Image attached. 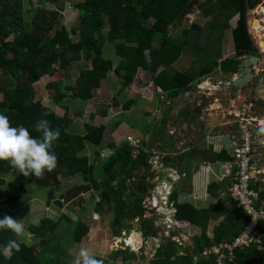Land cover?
<instances>
[{
  "label": "trees",
  "instance_id": "16d2710c",
  "mask_svg": "<svg viewBox=\"0 0 264 264\" xmlns=\"http://www.w3.org/2000/svg\"><path fill=\"white\" fill-rule=\"evenodd\" d=\"M259 1L204 0L197 4L196 9L201 17L210 16L206 23H192L188 30L182 29L178 35L173 36L167 35L165 29L174 18H179L178 23L181 22L185 8L192 0H78L72 6L78 11L79 28L76 31L72 29L71 33L78 32L80 39L73 43L65 27L59 25V9L47 11L36 8L33 10L34 14L27 17L24 15L21 0H0V112L8 116L11 126H23L33 136L39 135L34 129L35 122L39 119L49 121L51 128L60 130V136L50 149L57 157L56 167L41 177H24L17 172L14 179L7 183L5 202L16 203L35 187L45 192V205L49 206L55 199L58 177L73 176L81 172L85 176L83 180L98 190L100 199L93 206L95 212L99 211L102 215L101 205L111 206L112 234L119 236L123 224L125 228L132 227L127 222L141 218L144 213L139 193L143 194L146 186L142 182L134 181L131 189L125 192L123 182L133 177L134 170L140 165H147L145 154L139 151L133 158L131 146L111 144L109 148L112 151L105 156L100 171L93 175L94 166H88L86 159L78 157L76 153L83 148L84 141L100 144L104 127L87 126L86 134L81 137L68 133V119L56 115L50 108L34 99L32 84L44 75H53L57 68H67L72 62L78 61L82 54L89 60L90 68L80 70L78 87L69 86L68 89H73V98H92L93 89L101 86L112 69L111 62L102 57L103 45L110 42L115 54L120 57L112 72L120 79L122 86L130 85L137 70L143 69L149 73H157L153 78L155 84L170 98L176 97L190 88L195 79L209 74L217 64L222 35L230 28L229 20L233 16L237 15L236 24L230 31L235 55L221 61V70L233 73L236 71V56L257 51L247 29L246 11L256 6ZM106 25L109 29L104 34L102 31ZM175 27L176 25L172 28ZM154 42L156 46L153 45ZM183 53L193 54L196 66L184 71L172 69L174 62ZM55 64L58 67H54ZM48 86L54 88V98L58 103L64 96L59 92L60 83L55 81ZM130 102L128 99L124 106ZM64 109L66 112L67 106L64 105ZM169 110L170 108L166 109L165 114ZM104 114L105 111L102 112ZM207 152L205 159L208 162L232 160L231 154L225 149L216 152L208 148ZM96 155L100 156V153ZM11 170L15 169L7 161H0L1 184V176ZM224 180L208 183L206 190L212 197L217 198L222 192L223 195L205 207H196L188 202L178 203L179 192L176 189L171 192L168 198L174 209V213H171L173 219L179 225L185 223L197 227L200 234L199 237H193V244L189 248L166 238L158 257L147 264H216L212 255L208 258L202 257L201 250L213 242H229L248 220L244 211L237 208L228 196L230 179L227 177ZM113 181L116 183L112 184ZM184 184L187 187L189 185ZM220 185L224 188L218 191ZM263 197L264 189L259 192V198ZM227 201L228 206H224ZM4 212L5 207L1 206L0 217L5 215ZM12 218L20 221L22 215L16 213ZM210 220H218L212 228L211 239L207 234ZM137 224L144 238L156 234L150 221L141 219ZM25 229L34 240L32 243L27 244L11 238L13 233L10 230L0 229V264H70L65 255L87 235L89 226L79 217L73 220L61 213L55 219L50 216L40 217L37 223H28ZM257 229L262 247L258 249L256 245H250L246 249H236L233 259L230 262L223 260L222 264H264V220L258 222ZM133 230L142 239L139 231L136 228ZM165 232L175 236L182 233V230L171 228L169 231L163 230ZM130 235L132 238V233ZM131 238L128 243H131ZM10 239H16L20 248L19 251H8L9 255L6 256L3 246ZM118 256L120 261L127 264H132V260L136 258V254L128 248L115 249L110 254L114 259ZM196 256L198 258L194 260Z\"/></svg>",
  "mask_w": 264,
  "mask_h": 264
},
{
  "label": "rangeland",
  "instance_id": "374dc122",
  "mask_svg": "<svg viewBox=\"0 0 264 264\" xmlns=\"http://www.w3.org/2000/svg\"><path fill=\"white\" fill-rule=\"evenodd\" d=\"M76 1L78 0H63L62 2L21 0L24 15L27 17H31L36 8H43L47 11L59 9V25L65 27L73 43L80 39L78 32L71 33L72 29L76 31L79 28L78 11L72 6V3ZM202 1L204 0H192V6L186 13L183 12L181 22L177 23L175 28L167 26V35L176 36L182 29L188 30L189 26L195 22L203 25V22H206L210 16L202 18L196 9L197 4ZM263 7L264 0L262 4L249 9L246 14L247 29L257 49L256 52L249 54H255L261 59L260 63L256 64L257 76L247 88L227 92L226 85H219V82L228 84L233 77L232 73H224L221 70L220 63L235 55L230 31L236 24L237 15L230 20L232 21L229 23L230 28H227L222 35L217 64L212 67L209 74L195 79L190 88L180 92L176 97L170 98L155 84L153 78L157 73H149L143 69L137 70L130 85L122 86L120 79L112 72L120 57L116 56L113 44L110 42H105L103 45L102 56L106 60L113 61L112 69L107 73L105 87L93 89L92 98L88 100L79 97L73 98L71 94L73 89H68L69 86L78 87L80 70L90 67L89 60L82 54L78 61L72 62L67 68H57L53 75H44L32 84L35 91L34 99L39 100L42 105L50 108L56 115L65 116L68 119L66 127L68 133H83L87 123L99 122L107 125L108 145H105L101 151L84 148L76 153L78 157L86 159L88 166H94L93 175L96 171H100L99 168L105 159V157H101V154L97 156L96 153H101L103 150L105 152L106 147L110 150H106V152L110 153L112 150L109 145L114 142L118 143L115 145L122 147L131 146L133 158L139 150L145 154L147 165H140L134 170L133 177L131 176L123 182L126 187L125 192L131 189V184L134 181L142 182L146 186L143 194L139 193L142 198L143 215L141 218H135L127 223L130 222V225L138 230L137 222L141 219L148 220L156 234L142 239L136 232L132 235L131 239L135 238L136 241L142 243L140 249L133 248L136 258L132 260V264H147L151 259L158 257L159 250L167 240L165 235L179 241L186 248L192 246V237H199L200 234L197 227L180 226L182 233L172 236L167 232L164 235L163 230L175 229L178 226L170 219L169 210L165 206L164 194L168 193L169 189L175 188L179 192L178 203L191 202L196 205L200 202L201 207H205L221 197L223 192L217 198L212 197L206 190L207 185L210 181H225L227 169L231 164L230 161H206L208 148L216 152L225 149L228 153L234 154L233 148L237 144V138L236 134H231L235 128L232 121V110L239 109L247 112L255 117V123L258 120L262 122L264 119V46H260L261 43H264V30H261L257 25L259 19L256 17V11ZM31 10L32 12H30ZM27 25L31 28L29 24ZM108 29L109 27L106 25L102 33L105 34ZM153 45L156 46V43L154 42ZM146 56L149 58L147 52ZM193 56L190 53L181 54L178 61L172 65V69L184 71L196 66ZM54 67H58V64H55ZM55 81L60 83L59 92L64 95L58 103L54 98L56 96L54 88L48 86L49 83ZM128 99L131 102L125 107L124 104ZM64 105L67 106L66 112ZM170 107L171 110L165 114V110ZM103 111H105L104 115H102ZM92 114L94 116H91ZM250 127L253 128L254 124L251 123ZM257 160L259 165L264 166L263 151L259 153ZM261 171L264 172V170ZM80 173L68 179L60 178L55 199L51 205L46 206L45 192L35 187H32L29 194L18 199L16 203L5 202L4 192L7 183L17 175L16 170H11L1 176L3 183H0V207L4 206V214L11 217H14L16 213H21L20 222L25 228L28 223H37L40 217L50 216L55 219L61 213L73 220L79 217L86 222L89 226L87 235L78 245L74 244L65 255L70 264H73L74 260L78 258L81 248H86L90 254L103 259L107 264H127V262L120 261V256L115 259L110 257L111 252L120 249L121 246L114 240L115 236L112 234L110 221L113 218V211L111 206L102 204V215L99 214V211L95 212L93 206L100 199L98 190L90 187V183L83 180L85 179L84 174ZM114 183L116 181H113L112 184ZM184 183H188V187ZM75 185L77 187H74ZM223 188L224 186L220 185L218 191ZM77 194L80 196L78 195L74 199ZM262 207L264 208V197ZM217 222L218 220L212 221V225L208 229L209 233H212L211 228ZM10 236L27 244L34 241L27 229L18 237L13 234ZM3 253L6 256L9 255L6 250H3ZM197 258V256L194 257V260Z\"/></svg>",
  "mask_w": 264,
  "mask_h": 264
},
{
  "label": "built area",
  "instance_id": "2783aa9c",
  "mask_svg": "<svg viewBox=\"0 0 264 264\" xmlns=\"http://www.w3.org/2000/svg\"><path fill=\"white\" fill-rule=\"evenodd\" d=\"M231 115L233 124H235L231 134H236L237 144L233 148L234 154H231V165L227 169L226 176L231 180L228 192L231 201L241 207L249 220L244 229L229 242L224 240L207 247L204 246L201 256L207 258L214 255L218 264L224 258L231 260L235 249H244L250 245L260 247L261 242L256 231V225L258 221L264 220L263 199L259 198L261 188H258L257 185V183L264 182V172L261 171L264 170V166L259 165L257 160L259 153L264 152V119L262 122L258 120L255 123L254 116L239 109L232 110ZM251 123L254 124L253 128L250 127ZM121 235H125V230L121 232ZM121 239L124 240L123 237ZM114 240L118 244L121 242L117 238ZM175 241L182 244L177 240ZM123 242L121 248L127 246V242L125 240Z\"/></svg>",
  "mask_w": 264,
  "mask_h": 264
},
{
  "label": "clouds",
  "instance_id": "9594fccd",
  "mask_svg": "<svg viewBox=\"0 0 264 264\" xmlns=\"http://www.w3.org/2000/svg\"><path fill=\"white\" fill-rule=\"evenodd\" d=\"M236 58H237V56H236ZM258 63H260V61ZM254 69H255V72L257 74L258 72L256 71V65L254 66ZM257 70L259 71L261 69H257ZM233 77H234V74H233ZM229 83L226 84V88H225V90L227 92H232V91L238 90V89H232L231 91H228L227 88H228ZM212 85H214V84H212ZM34 129L36 132L39 133L38 136L31 135L29 130L23 126H15V127L11 126L8 116L6 114H4L3 112H0V161H7V163L13 169H15L19 174H22L24 177H28L29 175H31L33 177H41L45 172L51 171L52 169H54L56 167V163H57V157H56L55 153L52 152L50 149L52 147L53 142L56 141L58 139V137L60 136V130L58 128H51L49 126V121H47L45 119L37 120L35 122ZM139 151H138V153H139ZM183 175L185 176L184 173H183ZM226 178H227V176H226ZM218 182H221V181H218ZM262 183L264 184V182H262ZM261 186L264 187V185H261ZM173 190H175V188L169 189V192L164 194L165 206L169 210L170 219H172V222H174L175 224L178 225L176 228H180V226L186 227V226H188L187 224L182 223L183 225L182 224L179 225L178 222H176L171 215L172 212L174 213V209H173V206L171 204L172 202L169 200L168 197L170 196V194ZM261 190H263V188H261ZM227 193L229 196L228 187H227ZM227 203H228V201H227ZM234 204L236 205L237 208L241 209V207L237 206L236 203H234ZM248 220H249V218H248ZM260 221H262V220H260ZM245 224H244V227H245ZM257 225H258V223H257ZM257 225H256V231H257V234L259 236ZM244 227H243V229H244ZM130 228L133 229L136 227H130ZM0 229L10 230L16 236H20L25 232V226L18 219H14L8 215H4L3 217H0ZM123 230H125V235L122 236L120 233L119 236L114 237V238L121 240V242H120L121 246H123V244H124L123 241L124 240L126 241L128 239V234L130 233V232L127 233V228H124ZM166 233L167 232H165L164 235ZM139 234L142 235V233H140V232H139ZM165 236L167 238H169L167 235H165ZM212 236H209V238L211 239ZM122 237L124 238V240L121 239ZM142 238H144L143 235H142ZM222 241H224V240H222ZM214 243H218V242H213L211 244H214ZM143 245H144V241H143ZM3 247H4V250L9 251V252H11L12 250L19 251L20 244L16 239H10L4 244ZM261 247L262 246L260 245V247H257V248L260 249ZM119 248L124 249V248H129V247L126 246L124 248H121V247H119ZM244 249H246V248H244ZM129 250H131V249H129ZM238 250H242V249H238ZM178 254H179V252H178ZM212 256L214 257L216 264H218L216 261V257L214 255H212ZM232 259H233V257L231 258V260ZM223 260H227L229 262L231 261V260H228L227 258H224L221 260V262L219 264H222ZM73 264H104V261H103V259L97 258L96 256L90 254V252L86 248H81L79 250V253H78V258L74 260Z\"/></svg>",
  "mask_w": 264,
  "mask_h": 264
},
{
  "label": "water",
  "instance_id": "95a60500",
  "mask_svg": "<svg viewBox=\"0 0 264 264\" xmlns=\"http://www.w3.org/2000/svg\"><path fill=\"white\" fill-rule=\"evenodd\" d=\"M191 6H192V3L188 4V6L185 8L184 13H186L190 9ZM178 21H179V18H174L169 23L168 27H173L174 25L178 23ZM167 28L165 29V31L167 30ZM259 61L260 59L253 55L239 58L236 71L233 73L234 77L231 79L227 90L228 91H231L232 89L241 90L243 88L249 87L252 81L256 78L257 74L255 72L254 66ZM219 85L225 86L226 84L223 82H220ZM122 228L123 229L125 228L124 224L122 225ZM131 230L132 228H127V233H129Z\"/></svg>",
  "mask_w": 264,
  "mask_h": 264
},
{
  "label": "crops",
  "instance_id": "0c3cea01",
  "mask_svg": "<svg viewBox=\"0 0 264 264\" xmlns=\"http://www.w3.org/2000/svg\"><path fill=\"white\" fill-rule=\"evenodd\" d=\"M190 3H192V2H190ZM189 3V4H190ZM263 3V0H260L259 2H258V4H262ZM258 4H256V5H258ZM188 6V5H187ZM255 7V6H254ZM253 7V8H254ZM253 8H249V9H253ZM249 9H247V11H246V14H247V12H248V10ZM185 11V10H184ZM234 17V16H233ZM232 17V18H233ZM203 18V17H202ZM232 18L230 19V20H232ZM208 20V19H207ZM232 22V21H231ZM203 23H206V22H203ZM230 23V22H229ZM236 23V22H235ZM114 48V47H113ZM103 49V48H102ZM102 54H103V51H102ZM117 56V55H116ZM103 57V56H102ZM104 59H105V57H104ZM120 60V59H119ZM118 60V61H119ZM110 61V60H109ZM111 62V64H112V62L113 61H110ZM177 62V61H176ZM118 63V62H117ZM90 68V67H89ZM158 70H161L160 68L158 69ZM175 70H177V69H175ZM225 73V72H224ZM108 76V75H107ZM107 78V77H106ZM105 81L106 80H104L103 82H102V84H101V86L99 87L100 89H101V87L102 86H104L105 87ZM212 88H214V87H212ZM98 89V88H97ZM169 107V106H168ZM170 110H171V107H170ZM78 114H81L80 112H78ZM58 116H60V115H58ZM69 122V121H68ZM103 126L104 127V131H103V136H102V140L100 141V144H98V145H94V143H91V144H88L86 141H84L83 142V148L81 149V150H78V151H82L84 148H86V149H88V148H91V149H93V150H97V149H99L100 151L104 148V146L105 145H108V135H109V132L107 131V125H104V123H99V122H97V123H87V124H85V129H84V131H83V133H81V132H79V134H73L74 136H78V137H81V136H83V135H85L86 134V129H87V126ZM117 128V127H116ZM116 128H114V129H116ZM72 134V133H71ZM114 144H118V143H115L114 142ZM106 150H108V151H110L109 149H108V147H106ZM106 150H105V152H106ZM104 151V150H103ZM101 152L100 154H101V157H105L109 152ZM97 154V153H96ZM105 154V155H104ZM94 155H95V153H94ZM97 157V156H96ZM104 159V158H103ZM76 175H78V174H75V175H73V176H76ZM73 176H67V177H58L59 179L61 178V179H68V178H70V177H73ZM99 179V178H98ZM257 185H258V188H263L264 189V187H262L261 185H259L258 183H257ZM72 186V185H71ZM70 186V187H71ZM74 187H77V185H75ZM90 187H92V185L90 184ZM89 188V187H88ZM87 188V189H88ZM93 188V187H92ZM90 190V189H89ZM190 190H191V187H190ZM79 193H82V192H79ZM78 195L80 196V194H77L75 197L74 196H72V197H74V199L75 198H77L78 197ZM204 197H205V195H203ZM71 197V199H73ZM70 199V198H69ZM73 199V200H74ZM191 203V202H190ZM196 203V202H195ZM196 207H201L200 206V202L197 204L196 203V205H195ZM224 206H228V203L226 202L225 204H224ZM212 221L213 220H210V222H209V225H208V228H207V233H208V236H212L213 234L212 233H209V231H208V229H209V226L211 227V225H212ZM212 229V228H211ZM209 234H211V235H209Z\"/></svg>",
  "mask_w": 264,
  "mask_h": 264
},
{
  "label": "bare ground",
  "instance_id": "6f19581e",
  "mask_svg": "<svg viewBox=\"0 0 264 264\" xmlns=\"http://www.w3.org/2000/svg\"><path fill=\"white\" fill-rule=\"evenodd\" d=\"M256 17H257V19H259V20H257L258 22H257V25L259 26V28L261 29V30H264V7H263V9H261V10H257L256 11ZM257 29H258V27H257ZM259 29V30H260ZM256 32V31H255ZM258 33V32H257ZM256 33V34H257ZM259 35V34H258ZM262 45H260L261 47H263L264 46V43H261ZM130 233H132V235H134L135 234V231L132 229L131 231H130ZM130 233L128 234V239L126 240V242H127V246L133 251V248H137V249H140L141 248V246H142V243L140 242V241H136L135 240V238H133V239H131V243H128V241L130 240V238H131V235H130Z\"/></svg>",
  "mask_w": 264,
  "mask_h": 264
},
{
  "label": "flooded vegetation",
  "instance_id": "af4514ba",
  "mask_svg": "<svg viewBox=\"0 0 264 264\" xmlns=\"http://www.w3.org/2000/svg\"><path fill=\"white\" fill-rule=\"evenodd\" d=\"M229 22H231L230 20H229ZM236 22V21H235ZM249 55H253V56H256V57H258L259 59H260V57L259 56H257V55H255V54H249V53H247V54H242V55H240V56H237V63H236V67H237V65H238V60H239V58H241V57H245V56H249ZM226 73V72H225ZM215 85V84H214ZM195 108H197L196 106H195ZM140 232V231H139ZM141 233V232H140Z\"/></svg>",
  "mask_w": 264,
  "mask_h": 264
}]
</instances>
